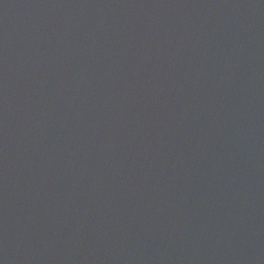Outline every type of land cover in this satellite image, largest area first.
<instances>
[{
  "label": "water",
  "instance_id": "95a60500",
  "mask_svg": "<svg viewBox=\"0 0 264 264\" xmlns=\"http://www.w3.org/2000/svg\"><path fill=\"white\" fill-rule=\"evenodd\" d=\"M0 264H264V0H0Z\"/></svg>",
  "mask_w": 264,
  "mask_h": 264
}]
</instances>
